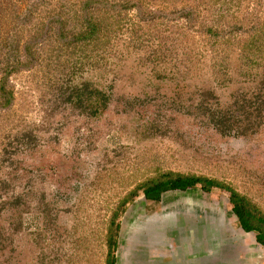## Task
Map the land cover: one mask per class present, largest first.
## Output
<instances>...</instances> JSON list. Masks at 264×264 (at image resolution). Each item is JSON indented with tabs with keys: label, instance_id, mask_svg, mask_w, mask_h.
<instances>
[{
	"label": "rangeland",
	"instance_id": "obj_1",
	"mask_svg": "<svg viewBox=\"0 0 264 264\" xmlns=\"http://www.w3.org/2000/svg\"><path fill=\"white\" fill-rule=\"evenodd\" d=\"M232 193L264 217V0H0V264H264Z\"/></svg>",
	"mask_w": 264,
	"mask_h": 264
},
{
	"label": "trees",
	"instance_id": "obj_2",
	"mask_svg": "<svg viewBox=\"0 0 264 264\" xmlns=\"http://www.w3.org/2000/svg\"><path fill=\"white\" fill-rule=\"evenodd\" d=\"M198 184L205 190H210L212 186H217L218 182L213 179L202 178L191 175H173L167 174L165 179H155L144 185V194L147 199L153 201H159L164 191L169 189L186 190L190 187H194ZM233 203V210L238 217L239 224L246 231H256L257 240L264 245V226L261 224L264 222V217H256L253 214V210L248 208L244 200L236 193H232L230 197ZM114 245L116 242L113 243ZM115 260H109V264H114Z\"/></svg>",
	"mask_w": 264,
	"mask_h": 264
},
{
	"label": "flooded vegetation",
	"instance_id": "obj_3",
	"mask_svg": "<svg viewBox=\"0 0 264 264\" xmlns=\"http://www.w3.org/2000/svg\"><path fill=\"white\" fill-rule=\"evenodd\" d=\"M199 190V189H198ZM175 192L174 193H172V192H170V193H166L165 194V197H164V199L166 200H172V199H174L173 197L174 196H180V194L178 193L177 194V190H174ZM199 191H202L201 189L199 190ZM203 192V191H202ZM193 194V190L191 191V193H190V195H192ZM173 208H178L179 207V204H177V203H175V204H173V206H172ZM233 213V212H232ZM234 214V213H233ZM164 216H158V219H162ZM148 232H149V234H153V230H155L154 228H152V227H148ZM240 233H241V235L243 236V235H245V234H247V232L245 231V230H243V229H240ZM167 239V238H166ZM158 240H159V243L160 244H162V242L163 241H165L164 240V237L162 238L161 237V239H160V235H159V238H158ZM254 242H255V240H254ZM130 256V253H129V251L128 250H123V252H122V255H121V257H122V259H120V260H122V262L120 261L119 263L120 264H127V260H128V257Z\"/></svg>",
	"mask_w": 264,
	"mask_h": 264
},
{
	"label": "bare ground",
	"instance_id": "obj_4",
	"mask_svg": "<svg viewBox=\"0 0 264 264\" xmlns=\"http://www.w3.org/2000/svg\"><path fill=\"white\" fill-rule=\"evenodd\" d=\"M173 191H174V190H173ZM154 234H155V230H153V234H152V235H154ZM156 243L160 244V243H159V240H157ZM162 244H164V241L162 242ZM120 261L122 262V260H120ZM120 261H119V262H120ZM119 264H120V263H119Z\"/></svg>",
	"mask_w": 264,
	"mask_h": 264
},
{
	"label": "clouds",
	"instance_id": "obj_5",
	"mask_svg": "<svg viewBox=\"0 0 264 264\" xmlns=\"http://www.w3.org/2000/svg\"><path fill=\"white\" fill-rule=\"evenodd\" d=\"M233 213H234V211H233ZM235 214V213H234ZM236 216V215H235ZM236 218H238L237 216H236ZM240 227L243 229V230H245L241 225H240ZM246 231V230H245ZM246 232H248V231H246Z\"/></svg>",
	"mask_w": 264,
	"mask_h": 264
}]
</instances>
